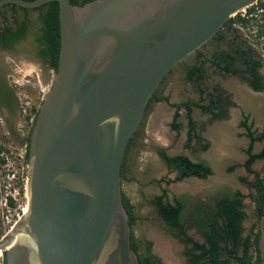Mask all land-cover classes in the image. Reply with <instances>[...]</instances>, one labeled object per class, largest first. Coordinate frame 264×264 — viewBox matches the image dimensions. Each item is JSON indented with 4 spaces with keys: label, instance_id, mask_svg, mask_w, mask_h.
I'll use <instances>...</instances> for the list:
<instances>
[{
    "label": "water",
    "instance_id": "water-1",
    "mask_svg": "<svg viewBox=\"0 0 264 264\" xmlns=\"http://www.w3.org/2000/svg\"><path fill=\"white\" fill-rule=\"evenodd\" d=\"M55 1L58 66L29 136L28 210L0 248L6 264H141L123 203L129 140L163 77L256 0ZM259 227L264 264V212Z\"/></svg>",
    "mask_w": 264,
    "mask_h": 264
},
{
    "label": "flooded vegetation",
    "instance_id": "flooded-vegetation-1",
    "mask_svg": "<svg viewBox=\"0 0 264 264\" xmlns=\"http://www.w3.org/2000/svg\"><path fill=\"white\" fill-rule=\"evenodd\" d=\"M261 2H264V0H256L253 4L246 7L244 14L238 13L230 17L206 43L189 55H192V61L183 68V79L188 82L185 79L187 67L202 64L201 75L191 80L195 84L194 93L196 95L195 100L192 101L209 102L211 109L203 111L199 106L193 108L192 115L195 120V128L192 137V148L193 151L203 154L209 151L213 154L214 160L207 159L205 156L192 158L186 154L193 161L208 164L211 172L205 178L192 175L182 180L192 177L198 179L213 178V180L209 185L205 186V199L203 200H198L195 195L185 189L171 190L167 187L170 183L167 179L158 182L162 184V189H166L169 200L177 197L184 202L180 222L183 224L186 234L194 240H204L200 228L195 224L197 212L199 210L202 212L206 211L207 208H216V203L219 199L236 195L237 191L242 195L241 203L247 216L252 217L255 211L253 197L256 195V191L250 187V184L258 179H263L264 181V156L256 157L247 164L251 155L259 154L264 150V137L258 139L264 132V7L260 6ZM41 12L42 10L37 7L17 9L15 13L7 4L0 7V40L2 41L3 39L5 41V38L1 34L4 33L5 36L10 34L9 32H4L5 20L13 22V16L18 18L19 23H12L14 31L19 28L23 20H28L27 29L22 36L8 37L5 41L6 43H0V110L2 109L8 114L7 118L13 126L20 117V99L13 80H19L26 87V80L28 79L42 83V78V80H45V76L51 77V72L55 74V70L47 59L40 55L42 45L38 43L37 37L41 34ZM22 61H26L32 67L41 70V77L35 69H26ZM172 69L163 77L159 86ZM28 90L31 95H35L34 90L30 88ZM150 103L149 99L146 107H149ZM146 111L145 108L143 117ZM2 115L4 116L3 113ZM142 134L138 132L137 136H134L132 142L127 146L123 159L125 173L127 171V163L130 166L134 152L144 147ZM19 138L21 143L23 137L20 134ZM204 145H207V147L204 148ZM159 148H163L168 155L185 153L171 154L159 145L152 148L166 168L173 172L176 177L177 171L170 169L160 157L157 150ZM219 168L227 173L238 170L236 175L238 183L235 184L226 178L217 179L216 175ZM162 182H167L168 184L164 185ZM242 186L249 189L250 193L246 194ZM247 197L251 200V206L249 207L245 203ZM159 217L163 222L160 215ZM246 220L242 222L245 228L248 227L245 226ZM185 221L190 223V227L197 229L201 238H196L189 233V228ZM258 229L260 237L259 221ZM172 230L176 231L175 229ZM245 233L246 231L243 235ZM2 235L3 222L0 207V237ZM186 244V249L191 246V243ZM185 256L187 257L186 253ZM258 257L257 264H260V250ZM161 263L163 264L162 261Z\"/></svg>",
    "mask_w": 264,
    "mask_h": 264
},
{
    "label": "trees",
    "instance_id": "trees-1",
    "mask_svg": "<svg viewBox=\"0 0 264 264\" xmlns=\"http://www.w3.org/2000/svg\"><path fill=\"white\" fill-rule=\"evenodd\" d=\"M75 4H83L89 0H70ZM10 9L15 13L17 9H26L25 7L16 4H7ZM264 7V2L260 3ZM42 10L40 15L41 34L37 37V41L41 44L40 55L47 59L51 67L56 71L58 66V55L60 47V27H59V3L55 0L49 1L40 5ZM14 21L5 20L4 32H9L8 36H4L5 41L7 38H14L15 36H22L26 29L28 20H23L17 30H13L12 23H19L18 18L13 16ZM239 19V17H237ZM3 39V38H2ZM3 39L0 43H6ZM202 64L199 66H188L185 74V79L191 81L194 77H199L202 72ZM165 101L175 108L173 113L171 127L179 130L180 123L178 121L181 116L180 110L184 109L187 123V144L186 147L192 148V137L195 128V120L193 118V108L199 106L203 111H209L211 104L209 102H200L186 100L180 103H171L169 97L163 94H158L156 89L150 98V101ZM203 101V99H202ZM148 107H146V110ZM143 133V122L137 127L128 145L132 142L137 133ZM264 132L258 137L262 139ZM29 142V138H28ZM127 145V146H128ZM207 145H204L206 148ZM127 149V148H126ZM158 154L167 163L170 169L176 170L177 175L175 180H182L185 177L197 176L205 178L211 172V168L204 162L193 161L186 154L168 155L163 148H159ZM29 152V150H28ZM29 154V153H28ZM264 156L263 152L251 155L247 164L252 162L256 157ZM124 159V158H123ZM122 179L125 177V172L121 169ZM254 188L256 195L253 200L255 202V211L252 217H248L241 203L242 195L237 191L236 195L226 196L221 198L216 203V208H207L206 211L199 210L196 215L195 224L200 228L204 237L203 241L194 240L188 236L180 222V215L184 208V202L177 197L173 200L167 198L166 189H162L160 195L154 199V206L158 214L163 219V222L168 228L175 229V234L186 243H191L185 251L188 261L193 264H257L258 261V221L264 212V181L258 179L256 182L250 184ZM123 203L129 213V222L133 226L136 222L134 214V206L129 198L123 193ZM250 219V225L245 228L242 222ZM246 231L245 235L243 233ZM131 245L138 253V258L141 264H162L161 260L154 254L142 248L141 242L134 236L132 231ZM4 264H6L4 254Z\"/></svg>",
    "mask_w": 264,
    "mask_h": 264
},
{
    "label": "rangeland",
    "instance_id": "rangeland-1",
    "mask_svg": "<svg viewBox=\"0 0 264 264\" xmlns=\"http://www.w3.org/2000/svg\"><path fill=\"white\" fill-rule=\"evenodd\" d=\"M192 55L184 59L165 77L158 89V94L169 97L171 103H178L184 100H195L194 82H186L183 79V68L191 63ZM24 62V67L28 70L35 69L41 77V70L32 67L28 62ZM51 77L45 76L41 79L43 85L47 89L50 88L53 81L54 72L50 73ZM175 108L165 101L152 100L143 117V148L134 152L130 166L127 163V171L122 179V192L127 195L130 202L134 206V214L136 222L132 226L134 236L141 242L142 248L156 255L163 264H193L187 260L185 249L187 244L178 237L174 230L168 228L157 214L153 204L155 197L160 194L162 184L158 181L169 180L171 190L185 189L196 196L198 200L205 199L204 188L209 185L211 179H198L195 177L187 178L181 181H175V174L170 172L165 164L153 152L152 148L159 145L164 147L168 153H186L192 158L205 156L207 159L214 160V156L209 151L205 154L193 151V148L186 147L187 136V118L185 110L181 109V116L178 121L180 123L179 130L171 127L172 117ZM238 170L234 172H224L219 168L216 178H226L237 184L236 175ZM246 194L250 190L242 186ZM247 206H251L249 197L245 199ZM189 228V233L196 238H201L197 229L190 227V223L185 221ZM250 219H247L245 226H249Z\"/></svg>",
    "mask_w": 264,
    "mask_h": 264
},
{
    "label": "built area",
    "instance_id": "built-area-1",
    "mask_svg": "<svg viewBox=\"0 0 264 264\" xmlns=\"http://www.w3.org/2000/svg\"><path fill=\"white\" fill-rule=\"evenodd\" d=\"M242 8L232 16L245 13ZM231 16V17H232ZM27 86L14 79L20 99V117L17 130L23 141L16 143L6 129V121L0 110V207L2 210L3 235L9 233L28 210L29 134L35 122L43 95L48 90L38 81L26 80ZM28 88L35 91L29 93ZM0 264H4V252L0 248Z\"/></svg>",
    "mask_w": 264,
    "mask_h": 264
},
{
    "label": "crops",
    "instance_id": "crops-1",
    "mask_svg": "<svg viewBox=\"0 0 264 264\" xmlns=\"http://www.w3.org/2000/svg\"><path fill=\"white\" fill-rule=\"evenodd\" d=\"M186 100H189V99L187 98ZM2 113L5 116L6 129H7L8 133L10 134V136L12 137V139L14 140V142L20 143V138H19V134H18V130H17V124H18L19 118H18L16 124L13 126V125L10 124L9 119L7 118L8 117V114L5 111H3V110H2Z\"/></svg>",
    "mask_w": 264,
    "mask_h": 264
}]
</instances>
